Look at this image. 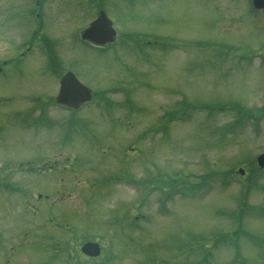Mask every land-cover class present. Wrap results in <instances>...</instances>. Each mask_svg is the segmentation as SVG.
Segmentation results:
<instances>
[{
  "label": "rangeland",
  "instance_id": "rangeland-1",
  "mask_svg": "<svg viewBox=\"0 0 264 264\" xmlns=\"http://www.w3.org/2000/svg\"><path fill=\"white\" fill-rule=\"evenodd\" d=\"M244 1L40 0L39 27V18L36 19L32 12L36 8L35 0H0V108L28 114L31 112L28 108L39 105L45 97L48 104L46 116L53 120L46 131L37 121L30 127L26 124L28 120L22 122L18 115L8 114L6 120L0 119L6 124L0 130V159L14 157L20 160L36 155L38 150L42 154L49 147L38 149L39 138L50 135V139H56L57 135L59 143L67 146L73 145L74 141L86 143L83 151L82 146L76 145L74 150L79 156L73 157L69 165L61 162L58 172L64 175L65 168H76L80 163L83 165V185L79 190L85 191L94 184L92 193L84 195L83 210L74 206L76 196L73 192L65 204L56 207L55 203L50 205L42 201L41 218L49 213L60 217V211L69 207L70 218L80 223L74 222L73 225L71 220L66 230L61 228L65 230L63 232L48 222L37 243L25 245L16 237L8 240L9 244L17 243L19 256L27 255L34 264L42 261L55 264L65 258V249L54 251L56 246L50 244L49 237L65 240L66 236L74 237L75 232L78 240L87 236L111 237L113 229L115 234L128 231L135 242L134 247L127 237L129 249L126 252L121 250L113 264H139L142 261L150 264L148 260L157 264H203L199 258L207 252L214 253V259L219 262L216 256L222 258L224 251L230 249L221 245L224 235H235L242 250L248 252L254 228L264 235V176L258 179L257 183L261 185H250L246 195L242 196L248 182L237 171L238 167L246 166L248 175L251 160L257 150L264 147V121L258 124L260 133L255 127L252 131L247 112L233 108L234 105L256 107L264 101V67H257L264 63V15L246 7L242 11L243 17L255 14L254 21L240 19L242 12L238 7L245 8ZM97 4L103 5L102 9L115 23L118 34V43L100 52L78 38L80 30L95 16L99 8ZM34 32L31 44L27 45ZM42 33L53 41L55 58L52 65L57 68H51L52 71H48V55L41 46ZM133 33L166 37L164 41L175 38L180 46L145 51L134 48L130 41L120 46L121 41ZM187 38L210 44L203 48L202 42L196 41L201 43L199 49L185 47ZM141 40L151 38L142 36ZM216 42L227 47L216 46L215 49ZM9 59L16 61L1 64ZM219 59H223V63H219ZM64 69L72 70L97 93L118 102L109 107L112 118H108L105 109H99L102 106L98 107V102H92L80 114L61 108L56 111L51 102L58 73ZM174 71H178L177 77ZM127 88L140 107L138 113L128 112L123 106ZM177 100L181 101L178 109H182V105L207 107L208 102L207 108L212 114L195 108L186 111V117L181 120L175 118L157 126L158 115H164V109L172 104L174 109ZM212 101L223 104L225 111L217 113L218 110L210 109L217 107ZM237 116L243 122L228 127ZM154 125L153 131L159 130L156 135L150 130ZM143 131L147 132L145 138ZM87 135H91L89 140L83 137ZM129 143H133L130 149L125 147ZM66 150L73 152L70 147ZM122 151H128V155L124 156ZM225 169L231 170L226 181L220 174L205 176L206 183H202L195 196H191V192L186 195L175 193L179 190L174 185L181 182L176 179L178 171L187 175L183 178L187 180L181 183L189 180L197 183L203 180L204 173H221ZM142 174L151 179L149 185L140 186L142 191L114 179L116 176L127 179ZM194 174L197 176L193 177ZM56 176L55 172H48L29 182L39 192L47 193ZM72 186L73 181L66 188ZM169 192L173 194L170 200L167 197ZM60 194L58 192V197ZM19 198L21 200L20 195ZM139 198L141 205L137 201ZM135 201L139 208L131 206ZM161 202H165L167 208L160 210ZM259 204L263 205L260 208L263 214L253 215L256 222L245 211L246 207ZM240 206L245 207L240 217L245 226L239 231L222 229L224 223L221 220L228 215V209H241ZM129 211H133V215L146 213L147 219L140 222L141 228L133 224L132 229H128L130 224L126 225L127 222L120 227H110L113 215L122 220L121 217ZM25 226L26 222L20 223L18 232ZM74 226H79L76 231ZM108 244L102 257L89 260L76 254L72 255L73 262L68 264H105L109 262ZM180 252L189 257L178 258ZM35 253L41 254L40 257ZM115 253H118L117 249Z\"/></svg>",
  "mask_w": 264,
  "mask_h": 264
},
{
  "label": "water",
  "instance_id": "water-1",
  "mask_svg": "<svg viewBox=\"0 0 264 264\" xmlns=\"http://www.w3.org/2000/svg\"><path fill=\"white\" fill-rule=\"evenodd\" d=\"M252 2L256 7H264V0H252ZM113 35L114 31L111 28L110 21L102 11L99 12L97 19L82 32L83 38L100 44L112 41ZM61 82V90L57 97L59 102L69 106H78L81 101L88 98V89L80 85L72 74H64Z\"/></svg>",
  "mask_w": 264,
  "mask_h": 264
},
{
  "label": "flooded vegetation",
  "instance_id": "flooded-vegetation-1",
  "mask_svg": "<svg viewBox=\"0 0 264 264\" xmlns=\"http://www.w3.org/2000/svg\"><path fill=\"white\" fill-rule=\"evenodd\" d=\"M2 184L6 188V190H8V189L13 190L15 188L9 184L8 180H6L5 177L0 178V185L2 186ZM0 219L8 221L9 223H11L10 225H13L15 223V221H17L15 213H13V214H9L6 212L1 213ZM11 250H12V247H11ZM5 264H10V261L8 258L5 259Z\"/></svg>",
  "mask_w": 264,
  "mask_h": 264
}]
</instances>
